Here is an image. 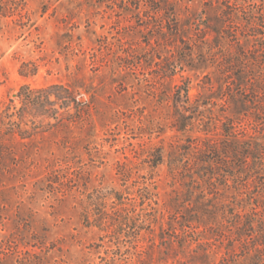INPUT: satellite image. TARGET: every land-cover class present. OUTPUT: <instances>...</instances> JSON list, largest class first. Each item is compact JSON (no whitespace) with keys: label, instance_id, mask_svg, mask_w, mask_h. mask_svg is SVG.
Instances as JSON below:
<instances>
[{"label":"rangeland","instance_id":"obj_1","mask_svg":"<svg viewBox=\"0 0 264 264\" xmlns=\"http://www.w3.org/2000/svg\"><path fill=\"white\" fill-rule=\"evenodd\" d=\"M236 3L229 20L217 0H0V103L51 85L80 103L0 134V264H249L233 215L252 181L208 186L196 159L255 127L241 8L264 0ZM114 193L126 224L107 227Z\"/></svg>","mask_w":264,"mask_h":264},{"label":"trees","instance_id":"obj_2","mask_svg":"<svg viewBox=\"0 0 264 264\" xmlns=\"http://www.w3.org/2000/svg\"><path fill=\"white\" fill-rule=\"evenodd\" d=\"M238 0H217L219 4L226 8L223 11L225 16L231 20L233 15L231 9L237 7ZM241 1V0H240ZM245 1V0H243ZM251 6V5H249ZM244 13V38H250L254 43V49L251 52L250 64L252 65V78H249L251 90L249 93L250 101H246L252 105L254 110L253 121L255 127L252 126V135L246 141L238 144L236 131L234 130L233 122H229L225 127V136L232 140L226 145H221L210 140L203 143V149L197 155L196 159L201 164L198 169V179L201 183L208 186L214 185L213 179L220 181L221 184L226 183L225 176L231 177V180L237 188L240 186L247 188L250 186L249 181L253 183L251 194L253 195V208L249 214L241 215L234 213V228L236 234V242L240 252L244 256H248L249 264H264V15L258 12V9L252 7L241 8ZM230 10L231 12H228ZM246 11V12H245ZM241 12V11H240ZM231 28V27H230ZM228 37H236L237 33L230 29ZM34 75V73H31ZM61 91L65 96L54 101L49 100L50 91ZM183 90L185 100H188V89L176 90V99L179 100ZM248 95H246L247 97ZM20 101V107L16 110L11 105L3 106L0 103V134L8 136H19L21 139L30 136V132L24 129L28 122L35 116V113L42 112L44 115L54 109L51 107L60 103L59 106L65 107L68 104H74L76 107L80 105L74 97L73 91L64 85H51L43 89H29L28 86H23L17 94ZM50 107V108H48ZM12 110V112H10ZM259 116V117H258ZM190 120V117H186ZM66 120L67 119L66 117ZM181 130V126L177 127ZM195 159V160H196ZM172 169V168H171ZM200 172V173H199ZM191 182L196 183L195 188L200 189L199 184L193 177ZM199 186V187H198ZM234 187V188H236ZM202 188V187H201ZM147 190V188H143ZM115 200L111 206L109 214L103 211L101 219L106 220L105 226H122L126 221V215L116 208L117 205H123V199L118 193H114ZM143 195V194H142ZM141 195V196H142ZM200 196L204 198V193L200 190ZM147 199V197H143ZM208 202V199L205 198ZM134 212V211H131ZM138 216V215H137Z\"/></svg>","mask_w":264,"mask_h":264}]
</instances>
